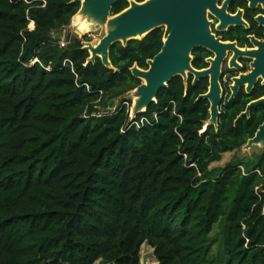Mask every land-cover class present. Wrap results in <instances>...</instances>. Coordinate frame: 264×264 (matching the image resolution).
<instances>
[{
    "label": "trees",
    "instance_id": "1",
    "mask_svg": "<svg viewBox=\"0 0 264 264\" xmlns=\"http://www.w3.org/2000/svg\"><path fill=\"white\" fill-rule=\"evenodd\" d=\"M80 8L0 0V264H141L145 244L159 264H264V150L211 168L263 124L264 105L238 117L264 86L206 127L208 79L175 77L136 117L149 122L127 128L124 96L142 84L131 69H148L165 30L114 45L110 69L89 62L87 35L61 46ZM209 54L194 50L193 67Z\"/></svg>",
    "mask_w": 264,
    "mask_h": 264
},
{
    "label": "water",
    "instance_id": "2",
    "mask_svg": "<svg viewBox=\"0 0 264 264\" xmlns=\"http://www.w3.org/2000/svg\"><path fill=\"white\" fill-rule=\"evenodd\" d=\"M75 1L81 2V8L74 18L84 13L98 22L96 30L101 26L108 27L106 34L96 45L86 42L84 48L90 52L89 62H95L100 58L110 69L113 68L110 50L114 45L121 43L126 46L129 41L141 40L156 29L165 30L162 50L148 61V69L142 70L137 66L131 69L135 78L144 81L133 93L131 118L146 112L157 100L160 90L167 87L175 77H182L187 85L189 75H193V85L203 78L209 79L208 92L200 98L207 99L210 103V119L206 127L213 125L218 128L223 103L220 77L227 51L234 53L230 67L237 70L241 69L237 63L239 57L254 59L249 73L233 79L229 101L234 100L242 88H245L247 94H251L258 80L264 79V42L254 40L259 50L243 51L236 44H223L212 35L207 17L208 10L221 19L219 30H223L227 24H242L240 13L236 17H230L225 12L226 6L221 10L217 9L218 0H146L142 3L130 0L129 7L117 15L112 14V9L118 0ZM197 49L215 55L214 59L208 60L210 63L208 68L198 70L193 67L192 53ZM262 105H264V97L251 102L238 119L249 117L253 108ZM253 147H264V122L243 148L249 150Z\"/></svg>",
    "mask_w": 264,
    "mask_h": 264
},
{
    "label": "flooded vegetation",
    "instance_id": "3",
    "mask_svg": "<svg viewBox=\"0 0 264 264\" xmlns=\"http://www.w3.org/2000/svg\"><path fill=\"white\" fill-rule=\"evenodd\" d=\"M216 6L217 9L220 10L226 6L225 12L230 17H236L240 13L242 24H227L223 30H219L218 27L221 25V19L214 12L208 10L207 17L208 21L210 22V30L212 35L215 36L216 39H219L223 44H236V46L243 51L259 50V47L255 45L254 40L257 42H264V22H262V19H264L263 0H218ZM205 52L210 53L205 59V62L209 67L210 63L208 60L210 58L214 59L215 55L209 51ZM227 52L228 54L226 55L222 65L220 84L223 89V98L229 100L231 96V86L233 84V79L239 78L240 75L249 73L252 70L251 64L253 63L254 59L251 57H239L237 59V63L241 66V69L237 70L236 68L230 67V61L233 58L234 53L229 51ZM191 76L192 79H194V76ZM263 83L264 79L260 78L256 86H264ZM242 89L245 90V88Z\"/></svg>",
    "mask_w": 264,
    "mask_h": 264
},
{
    "label": "rangeland",
    "instance_id": "4",
    "mask_svg": "<svg viewBox=\"0 0 264 264\" xmlns=\"http://www.w3.org/2000/svg\"><path fill=\"white\" fill-rule=\"evenodd\" d=\"M113 17V15H111ZM31 28H33V25L31 24ZM108 30V27L101 26L99 29L91 30L88 32H80L78 30V27H76V24L74 23V19L71 23V25L59 36L61 37L62 41H64L66 35H72L75 37H78L79 39H82L84 36H89L91 41L90 43L96 45L101 38L106 34ZM142 83L144 81L142 80ZM136 91L133 90L131 92H128L124 97L125 98H130L132 99V103H134V97L133 93ZM133 105V104H132ZM130 113H131V108H130ZM264 150V147H253L252 149H245L243 148L239 152H234V153H228L222 156V160L214 163L211 165V168H222L224 167L228 162H230L233 158L235 157H244V156H251L253 153H260ZM212 240L214 241V245L212 246V254L213 255H218L219 250H220V241H221V227L216 226L213 235L211 236ZM140 259H141V264H159L157 259L154 256V250L151 246L148 244H145L142 246L141 253H140ZM98 264H103V263H98Z\"/></svg>",
    "mask_w": 264,
    "mask_h": 264
},
{
    "label": "bare ground",
    "instance_id": "5",
    "mask_svg": "<svg viewBox=\"0 0 264 264\" xmlns=\"http://www.w3.org/2000/svg\"><path fill=\"white\" fill-rule=\"evenodd\" d=\"M74 23L80 32H88L94 30L98 22L90 15L80 13L74 18Z\"/></svg>",
    "mask_w": 264,
    "mask_h": 264
},
{
    "label": "built area",
    "instance_id": "6",
    "mask_svg": "<svg viewBox=\"0 0 264 264\" xmlns=\"http://www.w3.org/2000/svg\"><path fill=\"white\" fill-rule=\"evenodd\" d=\"M24 1H27V0H24ZM45 4H46V2L44 1V6H45ZM67 44H68V42H66L65 40L61 42V46L62 47H65ZM87 88L89 89L88 86H87ZM226 101H227L226 98H223L222 105H225ZM127 105H128V103H127ZM129 108H130V106H129ZM148 122H149V120H148L147 117L143 116V117H141L140 119L137 120L136 117L135 118H131V113H130V123L128 124L127 128H130L131 126H135L136 128H140V127L144 126V124H146ZM263 193H264V190H263Z\"/></svg>",
    "mask_w": 264,
    "mask_h": 264
}]
</instances>
